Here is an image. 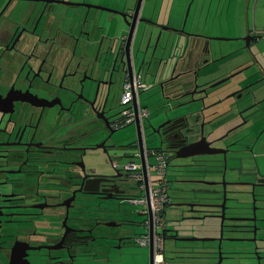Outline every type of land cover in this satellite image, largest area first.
Listing matches in <instances>:
<instances>
[{
  "label": "flooded vegetation",
  "instance_id": "obj_1",
  "mask_svg": "<svg viewBox=\"0 0 264 264\" xmlns=\"http://www.w3.org/2000/svg\"><path fill=\"white\" fill-rule=\"evenodd\" d=\"M97 7L116 10L109 0H0V264H48L56 256L65 264H97L84 261L82 251L101 249L110 257L116 243L129 242L122 239L127 217L115 207L124 201L137 204L126 186L132 171L110 159L113 172L101 174L92 162L97 153L115 147L116 129L134 122L115 124L123 77L114 73L113 59H119L124 40L120 45L114 36L117 15ZM153 39L151 35L150 44ZM195 43L189 51L161 60L159 66L167 72L156 87L172 111L151 124L153 131L148 127L157 147L167 152L166 171L174 172L172 180L166 177L170 220L191 224L168 236L199 237L192 234L202 228L196 225L219 222L221 209L207 204L225 202L227 186L233 193L245 186L253 198L255 189L264 187V176L243 163L264 136V108L256 97L258 86H264L263 74L251 59L240 62L238 49L229 52L209 42L201 48L199 41L194 50ZM107 45L111 52L103 53ZM252 60L259 61L256 56ZM240 73V81L225 91L224 84ZM229 97L233 101L228 103ZM238 98L256 99L242 105ZM198 100L205 106L202 114L179 118L199 107ZM114 107L116 117L110 121ZM136 122L140 138L134 136V152L126 157L148 149L144 124ZM187 143L194 144V154L175 158ZM222 216L224 237V206ZM244 219L234 213L229 231H242ZM170 220L164 212L163 233L175 227ZM260 245L256 242L254 251L259 256Z\"/></svg>",
  "mask_w": 264,
  "mask_h": 264
},
{
  "label": "rangeland",
  "instance_id": "obj_2",
  "mask_svg": "<svg viewBox=\"0 0 264 264\" xmlns=\"http://www.w3.org/2000/svg\"><path fill=\"white\" fill-rule=\"evenodd\" d=\"M94 1V0H93ZM121 1V0H120ZM144 0L141 1V4L143 3ZM146 3H148V0H146ZM141 6V5H140ZM145 23V22H144ZM119 29L121 30L124 25L121 23V18L118 23ZM136 28V27H135ZM116 29V27H115ZM114 29V30H115ZM159 31V28L157 27H150L149 24L145 23L143 24L140 23L136 31L134 32L138 37H142L145 40L146 33L148 31H153L154 34L153 36L156 35V33ZM116 31H119L118 28ZM135 36V35H134ZM243 37V36H242ZM241 36L239 39H234V40H226V41H213L212 46H216L218 49H224L229 52L237 50L236 53H242L240 50H242L245 54L247 53V49L250 51H255L253 46L250 44L248 47L245 46V40H242ZM133 39V38H132ZM134 44V41H133ZM184 43L182 41L180 42L179 39L175 36H169V35H161L159 37V45L162 48H157V50L154 52V57L150 58L149 54L142 55V49L143 46H139V39L135 40V44L133 46V51H132V65L133 67L136 68L140 67V61L143 59V64H141L140 67V80L143 82L145 85H152L150 89H146L143 91H139L137 100L138 103L141 107H144L147 111L148 114L146 118L142 119V122L144 124L143 129L141 130L143 136H144V141H145V146L148 149H153V148H158V143L157 141L149 134V129L148 125L149 124H155L157 121L160 120L161 117H163L164 112H170L172 111L170 109V104L165 102L163 100L157 90V81L166 75V70L165 68L160 65L161 60L169 59L168 55L171 57L173 53H177V49L181 48V46ZM219 45V46H218ZM176 46V47H175ZM137 48H139L137 50ZM250 48V49H249ZM234 54V52L232 53ZM240 57V55L238 56ZM241 59V58H238ZM261 59V58H259ZM168 63L170 60L167 61ZM243 76V73L236 74L233 76V78L230 79V84H224V90L225 91H230L231 90V84L232 81H240L241 77ZM89 89V88H88ZM224 91V92H225ZM257 94L256 97L260 98L259 105H261L264 108V86L259 85L257 88ZM248 97V95H247ZM256 99V98H255ZM254 98L251 99H242L238 98L237 101L240 102L242 105L248 104V103H253L255 102ZM228 103L232 102V98L229 97L226 100ZM114 105H112L113 107ZM113 116L110 117V121L112 119H115L116 117V112H117V107H114L111 109ZM257 115H252L251 118H256ZM248 125V124H247ZM246 122L243 124V128L247 127ZM242 128V129H243ZM134 134H135V127L133 123H129L128 125H125L123 127H120L116 129L113 132L112 135V142L115 145V147L110 148L107 153H103L102 151L94 155V158H92V162L97 166L99 172L101 174H108L110 172H113V168L110 164V159L113 161L118 167H121L123 165L128 164L129 162H137V159L134 157H126L127 155H131L132 152H134L132 149L133 147L130 145L131 142L134 139ZM237 136V135H236ZM247 141H244V143ZM240 145L235 144V147L239 148ZM253 149H251L248 154L249 157L247 160H245L243 163L246 165L245 167H251V166H256L257 160L253 157L252 154ZM250 159V162H249ZM149 160L151 161L152 158L149 157ZM169 163L173 165L175 164V160H169ZM249 163V164H248ZM248 164V165H247ZM173 168H168L166 171V177L169 180H172L174 172L172 171ZM171 170V171H170ZM176 184V182H173ZM171 181V184L174 185ZM126 186H127V191L132 197H138L140 195L139 190L135 187L134 182L132 178H128L126 180ZM178 186H174V188L177 189ZM229 188L228 191L225 193V202H224V239L225 238H245V239H250L253 236L257 239L255 242L258 244H263L260 239H264V187H259L256 188L254 191L255 197L253 198L248 190L245 188V186L241 187V192H231L232 188L231 186H227ZM167 194L171 196L172 190H168ZM214 201L218 200L213 199ZM220 202V201H219ZM116 209L119 215H125L128 219L134 221V222H141L144 219L143 215H137V211L140 209H143L144 206L141 204H129L127 202H121V204L116 203ZM172 209L166 208L165 209V218L170 220L172 214ZM121 213V214H120ZM236 213L238 217H245V218H250L252 216V213L254 214L255 220L254 221H245L246 225L243 226L241 229H243L240 232H234L231 233L229 231L230 227L228 226L231 223L230 217ZM211 221L213 220H205V222L200 223L196 225V228L198 229L199 227H202L201 229L203 230H208L210 227H212ZM169 231V229L167 230ZM132 235L130 237H136L139 234L144 233V228L141 226L135 227L131 230ZM231 241V240H229ZM240 242V241H239ZM132 243V244H131ZM164 243H167V241H164ZM242 243L245 246H250L251 242L249 241H242ZM116 247H112L110 249V257L112 255L115 256L117 255V250H119V244L116 243ZM225 244V240H224ZM127 245H131V248L129 250V253L131 252V249H139L140 251L146 252L147 247H141L134 243L132 240H129L127 242ZM133 245V246H132ZM121 246V245H120ZM130 247V246H126ZM164 250V248H163ZM134 255V254H133Z\"/></svg>",
  "mask_w": 264,
  "mask_h": 264
},
{
  "label": "crops",
  "instance_id": "obj_3",
  "mask_svg": "<svg viewBox=\"0 0 264 264\" xmlns=\"http://www.w3.org/2000/svg\"><path fill=\"white\" fill-rule=\"evenodd\" d=\"M109 1L116 10L125 12L131 11L135 4V0ZM140 5L138 11L139 18L146 22L151 21L156 26L174 29L175 32L162 30L160 34L175 36L182 43L186 41L184 49L186 52L191 49L190 43L195 39L200 41L203 40V37L239 39L240 36H249L248 45L253 46L255 51L247 49V53L250 52L253 57L256 56L258 59L261 58L259 61L257 60V63L264 69V0H148V3L144 0ZM113 19L116 21V25H118L120 17L114 16ZM140 23L142 22L136 25V33ZM143 24L145 23L143 22ZM123 29L124 27L120 30L118 25L119 31H115L114 34H123ZM153 34L154 32L152 31L151 35L153 36ZM134 35L131 44V54L136 39H139V46H142L145 42L141 36L137 38L135 33ZM208 42L211 43V39ZM182 47L183 45L177 49V54L181 52ZM240 51L243 53L242 50ZM246 57L245 53H243L238 58H241L240 62H245L247 60ZM133 71L137 73V68L135 70L133 67ZM252 149L253 157L257 160L254 167L257 173L264 176V136L257 138ZM211 220L213 221H211L212 227L210 229L204 231L201 229L192 234L201 238L217 237L218 221L217 219ZM163 235L165 237L168 236V231L166 230ZM190 244L215 249L216 241L193 242ZM225 244L227 245L226 242ZM225 244L221 242L222 247ZM240 244L245 246L243 243ZM130 248L131 245H127V243L121 244L117 253L122 255V261L118 263L109 262L108 264H145V250L131 249L129 253ZM163 248V256L166 258L169 256L167 250L170 248V243H163ZM222 249L224 250V248ZM247 257V259L238 258L232 261L222 258L220 264H264V258L257 260L252 255ZM214 261L215 259H212L208 264H214ZM97 264H103V262H98ZM191 264L203 263L195 262Z\"/></svg>",
  "mask_w": 264,
  "mask_h": 264
},
{
  "label": "water",
  "instance_id": "obj_4",
  "mask_svg": "<svg viewBox=\"0 0 264 264\" xmlns=\"http://www.w3.org/2000/svg\"><path fill=\"white\" fill-rule=\"evenodd\" d=\"M142 0H135V4L133 6V9L129 12H125V11H118V10H114V9H104V8H100L97 7L98 9H104L105 11H110L113 14H116L117 16H119L121 18V23L124 25V27H126V31L123 30V34H119V35H114L116 36L115 38L117 40H119L120 45H122V41L123 43V48H122V52L120 53V57L119 59L116 61V56H114L113 59V63H116V68L113 69L114 73L116 75L122 74V77H124L125 75H127V77L131 76L132 72H133V65H132V56H131V44H132V38L134 35V30L135 27L137 25V23L139 22H145L147 24L150 25V27H158L159 31L156 33V36L153 39V42L150 44L151 41V31H148L146 33V37H145V42H144V46L142 49V55H146L149 54L150 58L154 57V52L157 50V45L159 44V37H160V33L162 30H166V31H172L175 32L174 29L172 28H167V27H159L156 26V24L152 23L151 21H144L143 19L139 18L138 16V11H139V7H140V3ZM93 7V6H92ZM187 11V9H186ZM118 28V25H116V29ZM113 37L110 36H106L105 39L110 41L112 39H114ZM249 36L246 37H242V40H245V46L244 47H248V40H249ZM217 40V41H226V40H234L236 38H224V37H203V40L200 41L198 39H195L194 41H196L195 45H192V49L197 50L198 49V43L200 41V45L201 48H207V42L208 40ZM186 41L183 44L182 50H181V54L184 53V49L186 47ZM176 47V46H175ZM159 48V46H158ZM160 48H162L160 46ZM139 48H137L138 50ZM106 52H111L110 50V46H106L103 53ZM244 53V52H243ZM242 53V54H243ZM249 59H251L252 61V65L255 67L256 72H258L259 74H263L261 75L260 80L263 82L264 84V69L262 68L261 65H258L257 61H253V56L250 52L245 54ZM183 63H185L186 65V61L183 60ZM141 64H143V59L140 61V67ZM114 65V64H113ZM140 67H137V72L140 71ZM249 67V66H248ZM248 67L246 66L243 70H247ZM234 74L230 75L233 76ZM251 76V75H250ZM248 76H245V78H248ZM186 77L182 78V81H186ZM106 95L104 94V98H103V102L105 103L106 100ZM197 102V101H196ZM135 103V101H134ZM199 103V107L194 108L191 111H186V114L181 115V117L179 118H183L184 120H188V116H193L196 118V114H202L203 110L205 109V106H202V102L201 100H198ZM135 107V106H134ZM110 109H107V111H109ZM134 127H135V138L137 141H139L140 138V131H139V127L137 126V122L136 120L133 122ZM149 129L152 130V125L149 124ZM153 131V130H152ZM139 145V142H138ZM194 144L193 143H187L185 145H183L181 148L177 149L175 151V158H180V157H189L192 154H194L193 152H190V149L192 148ZM180 151H184L186 153H180ZM245 185L247 186H251L250 183H245ZM172 206H179L180 203H175V204H171ZM188 207H191L190 204H187ZM207 206L213 207V206H218L221 209V215L218 216V218L220 219V221L218 222V235L217 237H177L175 235H170V236H164L163 237V242L167 241L170 243V248L167 250V253L169 254L168 257H164V262L165 264H191V263H203V264H208L211 262L212 259H215L214 264H220V261L222 258L228 260V261H232L233 259H247L249 255L254 256L257 260H259L260 258H264V255H258L256 252H254L257 248L256 246V238L253 236L250 239H245V238H225L222 236L223 233V225H222V213H223V206H224V199H222L221 203L219 205H215V204H207ZM121 214V213H120ZM137 215H143L144 219L141 222H134L130 219H125L122 220V227H123V240L129 241L132 240L134 242V238L135 237H130V235H132L131 230L135 227L141 226L144 229L147 226V230L149 232V243L147 246V250H146V263L145 264H152V243H151V218H150V214L149 212H137ZM123 215V213H122ZM193 219V218H192ZM243 220V219H241ZM246 221H254L255 217L254 214L252 213V216L250 218H246L244 219ZM171 222L175 223V227L173 229H169V231L172 234H176L177 232L186 230L188 228H190L191 224L188 223H180L181 219H171ZM147 222V225H146ZM225 242L227 243V245L225 244L224 247L221 246V242ZM231 240V241H229ZM205 241H216V245H215V249H209L203 246H194L191 245L190 243L193 242H205ZM240 241V242H239ZM242 241H249L251 242L250 246H242L240 243H242ZM260 241L263 243L260 245V249L262 250V254H264V239H260ZM101 247L102 245L98 244L97 247ZM224 248V250L222 249ZM103 249V247H102ZM251 250H253L251 252ZM82 256H83V260L86 262H103V264H107L108 262H121L122 261V255L120 253H117V255L113 257H109L108 252L107 251H103V250H99V251H94L91 250L89 248H86L84 251H82ZM38 264H47V263H41L38 262ZM48 264H65V262H63L61 259H59L58 256L56 257H51L49 259Z\"/></svg>",
  "mask_w": 264,
  "mask_h": 264
},
{
  "label": "built area",
  "instance_id": "obj_5",
  "mask_svg": "<svg viewBox=\"0 0 264 264\" xmlns=\"http://www.w3.org/2000/svg\"><path fill=\"white\" fill-rule=\"evenodd\" d=\"M140 71L132 72L131 76L125 75L120 84L119 103L121 110L116 125L126 124L135 120L140 122L147 115V110L137 104L139 91L147 88L141 82ZM135 101V103H134ZM134 106L136 108L134 109ZM137 162H130L122 166L123 170H131V178L135 187L139 190L138 197H132V201L144 206L140 211L149 212L151 218V243L152 264H165L163 256V232L164 212L167 205V179L166 165L167 152L161 148L147 149L142 154L134 153ZM149 157L152 160H149ZM134 243L141 247H147L149 243L148 230L134 238Z\"/></svg>",
  "mask_w": 264,
  "mask_h": 264
}]
</instances>
